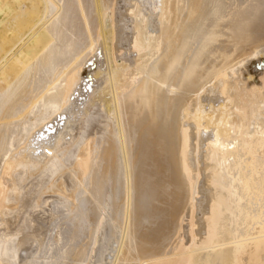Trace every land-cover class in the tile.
I'll return each instance as SVG.
<instances>
[{
    "label": "bare ground",
    "instance_id": "obj_1",
    "mask_svg": "<svg viewBox=\"0 0 264 264\" xmlns=\"http://www.w3.org/2000/svg\"><path fill=\"white\" fill-rule=\"evenodd\" d=\"M0 264H264V0H0Z\"/></svg>",
    "mask_w": 264,
    "mask_h": 264
}]
</instances>
